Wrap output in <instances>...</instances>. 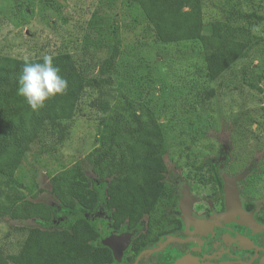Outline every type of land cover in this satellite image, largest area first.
I'll list each match as a JSON object with an SVG mask.
<instances>
[{
	"label": "trees",
	"instance_id": "trees-1",
	"mask_svg": "<svg viewBox=\"0 0 264 264\" xmlns=\"http://www.w3.org/2000/svg\"><path fill=\"white\" fill-rule=\"evenodd\" d=\"M94 1L82 33L81 57L71 52L47 54L68 88L46 100L43 108L33 111L17 89L24 64L42 63L46 55L0 53V222L12 227L7 238L20 234L16 245L0 246V264H115L97 225L104 217L117 234L141 229L146 218L147 231L130 246L136 255L175 231L169 211L176 207L179 193L168 180L164 123L148 105L128 97L116 100L112 89L123 45L121 26L115 24L121 14L142 24L144 33L151 31L155 44L199 41L200 62L210 81L264 42L251 27L232 22L252 16L235 4L224 6V18L207 20L206 0ZM40 2L43 10L58 4ZM90 90L96 95L89 107L104 115L100 145L88 156L95 176L87 173L82 161L64 166L50 177L49 193L58 205L36 200L35 187L16 181L17 170L46 125L59 126L73 118ZM216 95L212 90L207 96ZM64 132L60 131L61 139ZM14 221L22 224L13 225Z\"/></svg>",
	"mask_w": 264,
	"mask_h": 264
},
{
	"label": "rangeland",
	"instance_id": "rangeland-1",
	"mask_svg": "<svg viewBox=\"0 0 264 264\" xmlns=\"http://www.w3.org/2000/svg\"><path fill=\"white\" fill-rule=\"evenodd\" d=\"M57 1L43 10L40 0H0V53L26 58L71 52L80 58L82 33L95 1ZM231 4L252 15L232 18V22L264 37V0H206V19L224 18V6ZM115 24L121 26L123 42L112 74L115 99L128 97L148 105L164 123L168 180L187 191L180 204L184 214L195 217L187 179L192 173H202L197 166L208 160L224 163V178L236 187L237 180L247 178L264 208V42L247 59L210 81L200 62L199 41L155 44L151 31L144 33L142 24L123 14ZM212 90L217 95L207 96ZM95 95L92 90L86 93L73 118L59 126L47 124L17 170L16 181L35 187L36 200L58 205L49 193L50 177L64 166L82 161L87 173L95 176L88 156L100 145L104 119L100 111L89 107ZM60 131H65L64 139ZM230 171L239 175L232 177ZM235 215L253 225L244 211L228 209L224 218L230 222ZM143 221L147 224L146 218ZM97 225L103 241L113 233L106 217L97 219ZM11 229L9 223L0 222L1 247L16 245L19 233L6 237ZM175 239L170 236L167 241Z\"/></svg>",
	"mask_w": 264,
	"mask_h": 264
},
{
	"label": "flooded vegetation",
	"instance_id": "flooded-vegetation-1",
	"mask_svg": "<svg viewBox=\"0 0 264 264\" xmlns=\"http://www.w3.org/2000/svg\"><path fill=\"white\" fill-rule=\"evenodd\" d=\"M203 164L206 165L198 168L202 173H192L187 179L190 182L187 187L195 216H192L193 222H187L186 214L180 206L187 191L184 187L177 188V205L169 211L177 224L175 231L162 236L137 255L136 250L130 246L138 234L147 231L148 225L144 224L141 229L133 232L118 233L130 235V243L121 259L115 258V264H176L182 260H188L185 264H262L264 226L261 225H264V208L259 205L253 185L247 178L237 180L240 204L235 206V211H244L245 219L253 225L242 223L241 215H235L229 222L224 217L228 211L227 186L231 181L226 182L224 178L222 167L225 164L217 160H208ZM230 175L236 177L239 174L230 171ZM170 236L176 238L175 241H167ZM244 240L249 243L242 245L241 241Z\"/></svg>",
	"mask_w": 264,
	"mask_h": 264
},
{
	"label": "clouds",
	"instance_id": "clouds-1",
	"mask_svg": "<svg viewBox=\"0 0 264 264\" xmlns=\"http://www.w3.org/2000/svg\"><path fill=\"white\" fill-rule=\"evenodd\" d=\"M18 95L25 98L33 111L45 106V101L64 94L68 82L60 75V69L51 56H44L43 62H26L18 79Z\"/></svg>",
	"mask_w": 264,
	"mask_h": 264
},
{
	"label": "water",
	"instance_id": "water-1",
	"mask_svg": "<svg viewBox=\"0 0 264 264\" xmlns=\"http://www.w3.org/2000/svg\"><path fill=\"white\" fill-rule=\"evenodd\" d=\"M228 184H229L228 185L229 190L227 193V201H228V209L230 210V209H235V206H238L240 204V199L238 197V192L235 184L234 183L232 184L228 183ZM186 219L188 223L193 222L192 216H190L188 213H186ZM262 226L264 225H261V227ZM104 243L112 249L116 259H121L124 250L127 249L130 243V235L111 233L106 237ZM179 263L180 262H177L176 264ZM261 263L264 264V257H262Z\"/></svg>",
	"mask_w": 264,
	"mask_h": 264
},
{
	"label": "bare ground",
	"instance_id": "bare-ground-1",
	"mask_svg": "<svg viewBox=\"0 0 264 264\" xmlns=\"http://www.w3.org/2000/svg\"><path fill=\"white\" fill-rule=\"evenodd\" d=\"M188 260H182L179 264H185Z\"/></svg>",
	"mask_w": 264,
	"mask_h": 264
}]
</instances>
